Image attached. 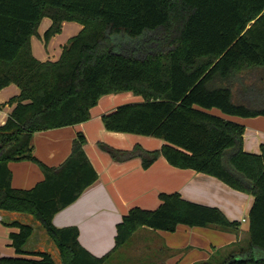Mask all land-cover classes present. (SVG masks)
I'll use <instances>...</instances> for the list:
<instances>
[{"label":"trees","instance_id":"16d2710c","mask_svg":"<svg viewBox=\"0 0 264 264\" xmlns=\"http://www.w3.org/2000/svg\"><path fill=\"white\" fill-rule=\"evenodd\" d=\"M43 18L51 21L43 34L45 45L62 23L82 26L55 62L39 61L31 51L30 39ZM262 74L264 0H0V91L9 85L19 90L0 105L12 107L0 126V216L18 217L3 224L18 229L9 239L15 254L25 256L0 257V264H105L142 228L238 230L240 224L217 208L177 193H160L155 210L131 208L116 225L114 247L102 257L79 244L76 227L52 224L97 174L84 153L82 133L56 168L35 158L33 135L84 123L100 97L123 92L142 102L103 115L104 130L157 138L163 145L123 151L98 142V148L115 162L138 158L143 169L164 158L171 167L214 177L253 196L248 248H232L216 264H264L241 257L264 251V144L259 154L244 152L245 128L208 113L217 109L232 117H264ZM23 161L36 164L44 177L29 190L11 186L8 164ZM34 226L54 254L27 249Z\"/></svg>","mask_w":264,"mask_h":264},{"label":"crops","instance_id":"0c3cea01","mask_svg":"<svg viewBox=\"0 0 264 264\" xmlns=\"http://www.w3.org/2000/svg\"><path fill=\"white\" fill-rule=\"evenodd\" d=\"M50 25L49 19L44 20L37 30V36L30 39L33 56L42 62L57 61L68 39L82 29L81 25L64 22L60 33L45 45L43 34ZM64 28L66 37L61 38ZM18 93L19 90L15 85L2 89L0 105L6 104ZM128 95L129 93L123 97L132 100L131 102L140 101L133 97L129 98L131 96ZM115 108L109 106L100 111L94 108L90 110V119L84 123L33 135L35 158L49 168H56L68 157L73 139L78 133H82L86 139L84 153L97 174V180L87 187L75 202L54 215L52 224L56 228L76 227L79 244L91 255L102 257L114 247L116 225L131 208H151L154 197L157 199L160 193H177L188 202L217 208L227 220L240 224L238 230L225 232L215 227L191 228L183 225H179L172 233L150 230L148 232L150 238L154 235L156 240L155 245L151 243L154 245L153 249L149 241L150 251L146 249L147 243L142 246L133 243L117 252L125 256L122 260H126L127 264H194L209 260L216 250H224V248L229 250L235 244L241 243L244 234L248 235V215L254 202L253 196L233 190L214 177L171 167L164 158H159L146 170L142 169L138 158L115 162L97 146L98 142L113 145L101 137L104 135L101 117L114 111ZM11 111L12 107L8 105L0 108V126L6 122ZM208 113L212 114L211 111ZM96 122L97 126L92 127V123ZM243 127L245 128L243 151L259 154L260 145L264 144V136L255 129L256 127H252V130L247 126ZM95 130L97 133H94ZM113 135L123 139L121 134ZM162 145L163 143H158L157 149ZM124 148L127 149L121 150H130L128 145H124ZM8 169L11 173V186L14 189L29 190L44 178L38 166L29 161L9 163ZM150 205L151 207H148ZM14 219L18 217L0 216V257H17L11 246L9 234L17 233L18 229L3 224ZM142 229L138 231L144 232ZM29 241L27 249L30 251L55 253L44 234L36 226Z\"/></svg>","mask_w":264,"mask_h":264},{"label":"rangeland","instance_id":"374dc122","mask_svg":"<svg viewBox=\"0 0 264 264\" xmlns=\"http://www.w3.org/2000/svg\"><path fill=\"white\" fill-rule=\"evenodd\" d=\"M44 20L46 21V20H48V18H43L41 20V22L39 23L38 28L42 25ZM70 23H72L74 25H79L78 23H75V22H70ZM38 28H37V30H38ZM65 34L66 33H65V28H64L62 30L61 38L66 37ZM262 76H264V74H262ZM262 85L264 86V77H263ZM261 93H262V95L260 94L261 100L264 101L263 100L264 99V90H262ZM126 94H128V93H124L123 92V93H118V94L104 95V96L99 98V100L97 102V105L95 107H93L92 109L96 108L97 111H100L102 108L105 109L106 107H109V106L110 107L114 106V107L118 108V107H120L122 105L135 104V103H141L142 102V100L140 98L135 97V96H133L132 94L129 93L128 96H131L129 98L133 97V98H136L137 100H140L139 102H131L132 100L130 101V100H128V98L123 97ZM262 96H263V98H262ZM260 103H261V101H260ZM262 106H264V105H262ZM210 111L212 112V114L209 113L211 115H214L216 113V114H219L218 117L219 116L224 117L228 121L230 120V121H233L234 123L236 121H238L236 123H239V124H241L243 126H247L251 130L253 129L252 127H256L255 129L257 131H259L261 133V135L264 136V117H259V118H255V119H245V118H240V117H232V116L224 115L217 109H211ZM254 121H256V122H254ZM251 123H256V124H251ZM97 124H98L97 122L96 123H92V127L97 126ZM103 130H104V128H103ZM94 133H97L96 130L94 131ZM103 133H104V135H101L103 140H106L108 142L113 143V145L112 144H109V145L106 144V145H108L109 147H112L113 149H116V150L127 149V148H124V145H128L130 147V149H132L135 145H139L142 149H144L146 151H153L154 149L158 148V143H163V141H161L160 139L153 138V137L142 136V135L121 134L123 136V139H121L120 137H118L116 135L115 136L113 135V134H116V133H112L111 134L110 132H107L105 130L103 131ZM117 134H119V133H117ZM123 151H125V150H123ZM153 200H154L153 207H151V205H150L148 207H151V208H147L146 210H148V209L155 210L156 208H158L159 202H160L159 198L156 199L154 197ZM142 230H144V232L143 231H137V233H135L134 238L132 239V241L129 242L128 245H126L127 246L126 248H128L133 243L141 244V246L147 243L146 244L147 245V248H146L147 251H150L151 249L154 248L155 241H156L154 239L155 236L152 235V238H150L149 233H148L150 230L146 229V228L142 229ZM244 235L245 236L243 237V241L241 243H239V244H235L234 246H232V248H237V249L238 248L239 249H247L248 248V235L247 234H244ZM149 241H150V244L151 243L154 244V245L151 244V249H150ZM29 242L30 241H28V244H27L28 248H29ZM232 248L230 247L229 250H228V248H224V250L220 249L219 251L218 250L214 251L213 254L209 257V260L213 264H216V262L220 263L222 260H224L225 258L228 257L229 251ZM126 250L128 252V249H126ZM144 252H146V251H144ZM246 253H247V254H245L246 256L242 255L241 257L242 258H244V257H246V258L250 257L251 258L252 257L254 259L264 260V251H262V250L255 249L252 252H250V251L248 252L247 251ZM4 257H8V256H4ZM17 257H21V256L17 255ZM22 257H25V256H22ZM124 257L125 256H123V254L119 255L118 253H116L110 259H108V261L105 264H127L126 260H122Z\"/></svg>","mask_w":264,"mask_h":264}]
</instances>
